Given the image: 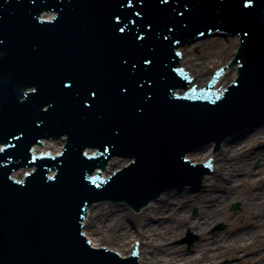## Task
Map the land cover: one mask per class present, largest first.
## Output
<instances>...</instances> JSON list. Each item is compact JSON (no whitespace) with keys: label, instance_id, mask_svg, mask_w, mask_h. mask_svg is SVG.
I'll list each match as a JSON object with an SVG mask.
<instances>
[{"label":"water","instance_id":"95a60500","mask_svg":"<svg viewBox=\"0 0 264 264\" xmlns=\"http://www.w3.org/2000/svg\"><path fill=\"white\" fill-rule=\"evenodd\" d=\"M44 10L58 16L51 23L35 20ZM52 16L50 11L42 14L43 19ZM162 23L163 30L158 27ZM213 29L242 34V51L235 59L241 62L240 77L228 89L233 97L215 100L212 85L173 95L177 88L188 87L186 74L177 69L175 40L182 46ZM148 30L155 32L145 34ZM133 34L134 41L126 43ZM238 39L233 34L204 37L181 50L179 65L192 84L203 87L216 69L232 60ZM236 70L237 64L215 88L223 91ZM33 87V93L25 92ZM263 115L264 0H253L252 5L246 0H0V142L6 145L0 154V264H98L95 256L104 264H137L135 257L125 263L108 249L90 248L81 233L87 204L112 196L139 209L165 190L197 184L195 177L203 175V167L184 159L190 146H197V138L220 139ZM260 127L264 120L223 142L241 144ZM194 131L201 137L193 138ZM45 133L66 135L58 159H37L31 153V145ZM64 143L46 139L35 152L55 155ZM87 146L98 147V155L85 158ZM112 153L136 154L139 159L120 173L129 177L125 187L120 179L106 186L105 180L86 175ZM128 159H112L103 176L127 165ZM211 161L210 175L216 173ZM27 165L35 166V174L23 183L10 179L11 171ZM50 168L58 169L52 179L45 174ZM22 170L13 176L22 179ZM205 189L207 175L192 191ZM140 194L145 195L143 202L137 199ZM102 203L106 201L97 204ZM82 230L90 240L84 226ZM141 249L142 243L137 248L139 264Z\"/></svg>","mask_w":264,"mask_h":264},{"label":"bare ground","instance_id":"6f19581e","mask_svg":"<svg viewBox=\"0 0 264 264\" xmlns=\"http://www.w3.org/2000/svg\"><path fill=\"white\" fill-rule=\"evenodd\" d=\"M213 146L187 154L193 163L215 160L216 173L207 175L203 193H166L135 225L126 220L131 216L124 203L90 206L84 231L95 248L106 242L127 256L133 244L137 249L142 243V264H220L227 253L238 264H264V127L241 144L223 143L219 155H213ZM237 201L242 211L233 214L229 206ZM193 206L199 207L197 216L191 214ZM219 219L228 220V232L208 235ZM188 228L204 237L191 254L170 245Z\"/></svg>","mask_w":264,"mask_h":264},{"label":"rangeland","instance_id":"374dc122","mask_svg":"<svg viewBox=\"0 0 264 264\" xmlns=\"http://www.w3.org/2000/svg\"><path fill=\"white\" fill-rule=\"evenodd\" d=\"M223 143H225V142H223ZM215 147H216V144H215V145L213 146V148L211 149V152H212V153H217V151L214 152ZM217 154H218V153H217ZM207 161H209V160H207ZM207 161H205V162H207ZM199 163H201V162H199ZM259 166H260V165H259V162H256V163L253 165V169L256 170ZM208 175H210V174H208ZM187 190H188V191H192V187H191V186H188V189H187ZM173 192L180 193L179 190H174ZM192 192H193V191H192ZM203 192H204V191L202 190V193H203ZM195 193H201V192H195ZM167 194H171V193H167ZM167 194H165V195H167ZM109 203H111V202L106 201V203H102V204H104V205H102V206H103V207H107ZM113 203H114L115 205L118 204V203H115V202H113ZM123 203H124V202H123ZM236 203L239 204V208H238V209H233V205L236 204ZM97 205H99V204H97ZM127 210H128V213L130 214L131 217H130V219H126V220H129V222L132 223V224H134V225L137 224V221H139L138 217H139V215H140L141 213L134 212L130 207H129V209L127 208ZM229 210H230V212L233 213V214H238V213H240V212L242 211V205H241V202H239V201H237V202H233L232 204H230V206H229ZM199 213H200L199 207L193 206V207L191 208V214H192L193 216H197ZM229 228H230V225H229V223H228V220H225V219H219L215 224L211 225V226L207 229L206 233H207L208 235H210V236H211V235H215V234H221V233L224 234V233H227V232H228ZM188 238H189V240H192V245H190V244H189V241L186 240V239H188ZM203 240H204V237H202V234H199V233L195 232L193 229H189V228H188V229L186 230V232H185L183 235L177 237L173 242H171L170 245L180 247V249H181L182 251L191 254L192 252L195 251V248L197 247V245H198L200 242H202ZM134 245H136V243L133 244L132 252L134 251V247H135ZM103 247H107V248H109V247H110V243H106V242H105ZM129 249H130V248H129ZM132 252H131V253H132ZM131 253H128V254L130 255ZM229 254H230V253H229ZM219 262H220V264H238L237 259H233V257H232L231 255H228V253H227V254H224V255L220 258V261H219Z\"/></svg>","mask_w":264,"mask_h":264},{"label":"snow or ice","instance_id":"6c2138e0","mask_svg":"<svg viewBox=\"0 0 264 264\" xmlns=\"http://www.w3.org/2000/svg\"><path fill=\"white\" fill-rule=\"evenodd\" d=\"M248 5H252L253 4V0H246ZM93 95H95V93H93Z\"/></svg>","mask_w":264,"mask_h":264}]
</instances>
